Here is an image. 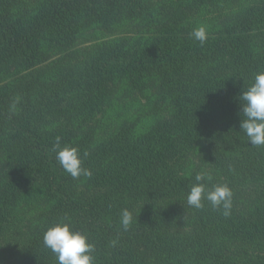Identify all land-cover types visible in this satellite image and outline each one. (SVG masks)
<instances>
[{
    "label": "trees",
    "instance_id": "trees-1",
    "mask_svg": "<svg viewBox=\"0 0 264 264\" xmlns=\"http://www.w3.org/2000/svg\"><path fill=\"white\" fill-rule=\"evenodd\" d=\"M131 1L0 0V80L4 69L21 74L35 68L49 51H67L87 24L102 25L107 17L125 15L124 9ZM197 2L216 14L222 11L215 10V6L226 7L225 0ZM247 4L246 12L250 13L263 8L264 0ZM218 19L213 17V23ZM241 19L227 31L228 39L223 38L221 46L242 68L225 86L215 88L202 75L194 77V70L184 72L196 66L194 54L186 48L166 47L142 57L119 58L112 55L109 45H113L107 40L96 43L86 54L83 51L85 58L80 56L81 51H69L64 63L54 65L48 73L55 87L41 97L32 99L31 94L20 90L0 94V126L10 136L0 128V151L5 149L4 143L10 146L11 139L14 143L17 140L18 155L26 168L43 170L39 175L42 197L32 198L38 227L32 229L28 222L29 229L21 230L22 217L14 206V191L13 196L0 198V264H43L44 257L49 264H58L55 254L45 247L43 236L60 221H70L74 230L88 236V242L94 245V264H264V217L258 213V217L237 218L243 201L234 199L242 187L264 188V146H251L240 132L241 95L254 83L255 75L264 72V54L246 43L248 35L240 30L246 29L248 22ZM112 23L111 19L110 26ZM72 59L78 62L68 68ZM87 65L91 66L90 72ZM74 70H79L82 81L72 79ZM151 71H158L162 87L171 91L172 105L166 110L172 113L164 114L162 109L150 112L153 105L149 99L144 100L146 106L137 100L140 108L134 120L143 119L145 126L156 123L155 119L163 114L171 117L169 123L156 132H141L138 145L125 155L122 164L116 163L89 181L83 175L73 179L56 160L53 145L57 138L61 147L78 148L84 166L92 157L91 151L99 155L97 151L103 147L96 150L92 136H81L86 126L98 122L94 110L114 99L116 88L141 97L145 91L136 88L145 86ZM108 112L105 110V116ZM60 117L64 121L57 125L56 118ZM204 126L210 127L207 146L198 166L190 169L199 142L197 133ZM95 129L93 125L91 133ZM201 171L212 177L210 182L205 181L209 190L224 184L231 189L229 216L206 200L203 208L187 210L194 211L195 217L184 211L196 183L195 175ZM128 178L133 185L127 183ZM94 183L110 187L115 193L112 201L79 200L74 188L82 184L93 191ZM26 209L24 206L23 212ZM124 209L133 216L127 231L120 225ZM196 220L203 228H195Z\"/></svg>",
    "mask_w": 264,
    "mask_h": 264
},
{
    "label": "rangeland",
    "instance_id": "rangeland-1",
    "mask_svg": "<svg viewBox=\"0 0 264 264\" xmlns=\"http://www.w3.org/2000/svg\"><path fill=\"white\" fill-rule=\"evenodd\" d=\"M248 1L253 2V0H225L226 7L215 6V10L222 11L216 14L212 12V8L199 4L197 0H145L142 3L132 0L129 6L124 9L125 15L107 17L108 20L102 25L87 24L72 47H69L67 51L55 52L56 54L50 51L45 53L43 61L32 70L19 74L15 70L4 69L2 72L4 78L0 80V94L5 91L14 93L20 90L31 94L32 99L41 97L55 87L52 81L48 80V73L54 65L60 66L64 63L69 51H81L80 56L85 58L83 51L86 54L87 49L96 43L104 44L107 40H110L113 45V47L109 45L112 55L119 58L142 57V54L146 52L149 53L154 49L164 50L166 47L177 50L186 48L194 54L193 60L196 66L190 63L193 66L185 68L184 72L194 70V77L202 75L215 88L219 84L225 86L227 85L226 81L233 79L242 68L235 56L233 57L221 46L228 39L227 31L232 26L240 24L241 18H245L243 20L248 22L245 26L246 29L240 30L248 35L245 38L246 43L256 48L260 54H264V7L247 13ZM213 17L219 18L216 24L212 21ZM111 19L113 23L110 26ZM198 23H202V25ZM199 26H204L207 30L208 39L203 45L191 36L192 31ZM230 50H233V47H230ZM76 62L78 61L75 59L70 60L67 67L69 68ZM87 67L90 72L91 66L87 65ZM71 75L77 83L84 78L79 70L72 71ZM148 77L145 86L141 85L136 88L141 92L145 91L141 97L136 98L135 94L128 93L121 87L120 89L116 88L117 94H114V99L111 98L103 107L94 110L95 119L98 120L97 123L93 122V125L96 126L95 132L91 133L93 125L86 126L87 128L81 136L82 138L92 136L91 142L94 143L96 150L98 147H103L97 151L99 155H94L91 151L92 157H88V161L86 160L82 166L92 173L90 177L85 176L87 181L99 177L101 171H108L116 163L122 164V161H126L124 160L125 155L138 145L136 142L141 137V132L148 130L156 132L169 123L171 117L163 114L160 118L152 119H155L156 123H147L145 126L143 119L134 120L138 119L136 113L140 108L137 100L142 101V104L146 106L148 104L144 103V100L149 99L150 104L153 105L150 106V112H159L162 109L164 114L172 113L171 109L166 110L167 106L172 105V93L162 87L160 73L151 71ZM107 109L109 112L105 116ZM60 110H63V107H60ZM60 118H56L57 125H61L64 121V117ZM0 128L5 129V133L8 135L9 131L5 127L0 126ZM209 130L210 127L204 126L197 133L199 142L196 155L190 161V169H195L198 166V160L207 146L206 137L207 134L209 135ZM15 142L19 143L17 140ZM10 143V146L4 143L5 149L0 151V198L13 196L11 193L14 191V206L17 207V215L22 217L20 218L21 230L25 231L29 229L28 222L32 229L35 226L38 227L39 221L34 213L35 205L32 198L33 196L37 199L42 197L39 175H43V170L36 166L33 171L27 169L24 159L18 155L19 147L12 139ZM127 183L133 185L134 181L129 179ZM138 184H143V182ZM91 187L94 188L93 191L86 189L82 184L77 185L74 190L77 191L78 199L86 202H93L95 199L109 202L115 197V193L110 187L101 188L102 186L96 183ZM259 196L260 199H258ZM73 197L75 198V195ZM234 197V199L243 201V206L238 208L240 212L235 213L237 218L248 219L252 215L258 217V213L264 217V188L242 187ZM24 206L27 208L25 212H23ZM189 208L191 206L186 205L184 211L192 213V217H195L194 211H187ZM214 226L212 225L210 228L214 229ZM195 228H203L202 223L196 220ZM41 262L49 264L46 257L42 258Z\"/></svg>",
    "mask_w": 264,
    "mask_h": 264
},
{
    "label": "clouds",
    "instance_id": "clouds-1",
    "mask_svg": "<svg viewBox=\"0 0 264 264\" xmlns=\"http://www.w3.org/2000/svg\"><path fill=\"white\" fill-rule=\"evenodd\" d=\"M191 36L203 45L208 39L204 26L195 28ZM240 132L248 139L251 146H264V72L257 73L254 83L242 92ZM15 110V103L11 106ZM56 160L73 179L80 176L90 177L91 171L82 167V159L76 147H61L57 138L53 145ZM87 153H85L86 155ZM211 175L201 171L195 175L196 183L187 196V204L196 209L204 207L203 201H208L214 209H222L224 216H229L232 209L231 189L226 185H215L211 190L206 187L205 181H211ZM133 222L132 213L127 209L122 210L120 225L127 231ZM46 248L55 254L58 264H94V245L88 242V236L72 228L70 221H60L49 227L43 236ZM115 245V241H113Z\"/></svg>",
    "mask_w": 264,
    "mask_h": 264
}]
</instances>
